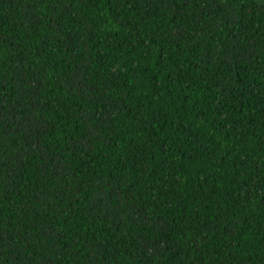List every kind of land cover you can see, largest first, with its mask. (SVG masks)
<instances>
[{
    "label": "trees",
    "instance_id": "obj_1",
    "mask_svg": "<svg viewBox=\"0 0 264 264\" xmlns=\"http://www.w3.org/2000/svg\"><path fill=\"white\" fill-rule=\"evenodd\" d=\"M0 264H264V0H0Z\"/></svg>",
    "mask_w": 264,
    "mask_h": 264
}]
</instances>
